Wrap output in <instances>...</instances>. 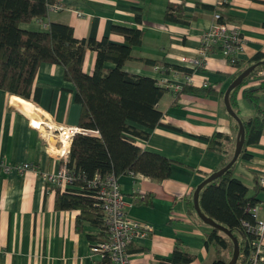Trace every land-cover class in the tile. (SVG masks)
I'll list each match as a JSON object with an SVG mask.
<instances>
[{"label": "crops", "instance_id": "1", "mask_svg": "<svg viewBox=\"0 0 264 264\" xmlns=\"http://www.w3.org/2000/svg\"><path fill=\"white\" fill-rule=\"evenodd\" d=\"M220 1L224 0H64V11L21 24L20 28L45 32L50 23H58L70 26L78 40L87 38L94 28L97 40L107 37L117 44H123L124 39L111 33L112 26L139 29L143 33L141 45L132 49L134 60L126 62L123 70L157 79L155 68L138 60L186 67L181 59L195 55L202 35L213 25L214 13L220 12L236 22L246 40L238 61L245 65L257 53L264 54V0H227V6L219 9L216 7ZM169 4L183 8L185 24L164 20ZM95 58V52H86L85 74H92ZM234 72L222 55L211 54L205 68L195 71L191 81L195 87L206 83L215 95L176 98L170 91L165 93L157 104L163 126L151 130L148 140L136 141L141 150L173 160L174 164L170 178L161 183L137 175L117 178L127 217L152 229L145 238L130 245L131 264H165L163 259L169 258L176 246L195 256L191 264L212 263L214 253L204 246L210 228L189 214L187 200L225 158L209 150L202 138L218 132L234 139L222 97ZM170 79L182 83L181 78ZM258 87L259 82L252 79L237 94V113L242 120L256 115L243 92ZM31 97L34 101H26L0 90V165L27 163L38 169V173L22 175L0 171V264H97L100 258L90 248L100 228L85 224L77 232L75 220L79 212L57 211L55 193L46 188L40 176L54 174L62 166L59 157L47 151L49 140L57 150L61 144L44 128H79L81 107L75 101V88L64 79L61 66L42 64L35 75ZM258 98L264 111V94H258ZM33 122L45 127L39 126L38 131L32 127ZM244 152L249 158L240 155L233 176L252 195L254 179L264 180V129L259 142ZM257 200L259 217H264V190L258 193Z\"/></svg>", "mask_w": 264, "mask_h": 264}, {"label": "trees", "instance_id": "2", "mask_svg": "<svg viewBox=\"0 0 264 264\" xmlns=\"http://www.w3.org/2000/svg\"><path fill=\"white\" fill-rule=\"evenodd\" d=\"M224 1H220L216 8L226 7L227 2ZM55 2L56 0H0V90L26 101H34L35 95L34 98L31 97L33 81L42 64L61 66L64 79L73 84L75 101L81 107L78 127L87 131V134H76L72 139L66 167L73 177V184L65 190L52 187L55 193L54 208L57 211L79 212L75 220L77 232L85 224L100 228L101 233L96 239L90 237L94 244L104 237L105 231L101 203L95 196L96 188L89 187L95 176L103 179L110 175L115 178L137 175L156 183L171 176L173 160L145 152L136 144L137 140H148L151 130L163 126L162 113L157 109V104L169 91L156 79L133 75L123 70L126 62L134 60L132 49L141 45L143 33L139 29L112 26L111 33L124 39L123 44H117L107 37L97 40L94 28L87 38L81 40L74 37L70 26L58 23H50L45 32H27L20 28L21 24L45 19L48 16L47 6ZM136 20L140 22L138 17ZM164 20L185 24L183 8L180 5H167ZM224 20L234 23L231 18L221 15L220 22ZM87 51L96 54L91 75L83 71ZM138 61L183 76H192L194 73L181 66L147 59ZM263 62L264 54L257 53L245 65L238 60L229 64L235 70L232 81L244 69L256 65L248 77L229 94L230 107L244 129V143L240 153L242 158H249L244 152L246 147L256 145L264 129V111L260 108L258 98V94H264V79L258 88L243 92L244 99L255 110V117L242 120L238 116L237 94L250 80L257 79L258 74L264 71ZM188 94L211 97L215 92L208 85H185L175 96L179 98ZM228 118L230 131L235 139L238 124L229 115ZM202 139L208 144L209 150L225 157L215 172L224 168L232 159L236 140H230L229 135L218 132ZM236 163L221 177L200 190L199 207L207 218L226 228L237 239L239 258L236 264H244L249 254L248 243L253 239V234L248 233L243 225L255 223L248 209L258 204L257 195L264 188L255 178L253 194L248 195V188L233 176ZM145 204L150 205V202L146 201ZM187 208L189 214L201 222L194 211L192 197L187 200ZM209 228L204 246L214 253L211 264H227L232 257L233 243L223 233ZM225 252L228 253V260L223 256ZM194 260L193 254L178 246L173 249L169 258L163 259L165 264H191ZM97 264L108 263L100 258Z\"/></svg>", "mask_w": 264, "mask_h": 264}, {"label": "built area", "instance_id": "3", "mask_svg": "<svg viewBox=\"0 0 264 264\" xmlns=\"http://www.w3.org/2000/svg\"><path fill=\"white\" fill-rule=\"evenodd\" d=\"M64 10V0H56L55 3L47 6L48 14L59 13ZM221 15L220 12L214 13L213 25L202 35L201 45L195 55L181 59V62L186 65L185 68L194 72L205 68L208 58L214 52L222 55L228 64H234L236 62L238 54L246 46V41L238 25L225 20L220 22ZM155 70L159 75L156 79L158 83L173 94L178 93L185 85L192 86L193 84L191 81L193 75L183 76L161 68H155ZM171 76L173 78H181L182 83L171 80ZM167 78L170 80H167ZM258 78L262 81L264 79V72H260ZM206 86V83L201 85V87ZM39 126L45 127L44 124H38L36 126L33 122L32 127L38 131L41 130L38 128ZM46 128L49 131L51 130L48 127ZM55 131L57 133L53 137L61 144V148L57 150L54 144L53 147L47 144V151H51L50 153L52 154L55 153L62 161V166L54 174L40 173V176L45 182V185H47L48 190H53L52 187L54 186L65 190L73 184V177L69 174L66 167L69 154L68 149L76 134H87V131L79 128H61ZM62 137L68 141V151L63 149L61 143ZM0 171L4 174L15 172L21 175L27 172L38 173L37 166L27 163L0 165ZM259 183L264 188V180H260ZM89 187L96 188L95 196L101 203L105 221L104 237L98 239L96 243L91 245V252L99 256V258L105 259L108 264H131L129 253L130 245L134 240L138 238L143 239L150 234L152 232L151 227L127 217L120 186L117 178L114 176L110 175L103 179L100 176H95L93 181L89 183ZM259 211L260 207L258 205L248 209L255 223L253 225L244 223L243 225L248 233L253 234V239L248 243L249 254L244 264H264V217H259Z\"/></svg>", "mask_w": 264, "mask_h": 264}, {"label": "water", "instance_id": "4", "mask_svg": "<svg viewBox=\"0 0 264 264\" xmlns=\"http://www.w3.org/2000/svg\"><path fill=\"white\" fill-rule=\"evenodd\" d=\"M264 63V62H263ZM256 65H252L249 66L248 68L244 69L228 86L227 90L224 93V97H223V102H224V107L226 110V113L233 118L236 123L238 124V132H237V136H236V141H235V148H234V153L232 156V159L230 160V162L222 169L214 172L213 174H211L210 176H208L205 180H203L195 189L193 196H192V202H193V206H194V211L197 215V217L201 220V222L213 229L218 230L219 232L223 233L224 235H226L228 238L231 239L232 243H233V253H232V257L229 260V262L227 264H236L239 258V244L237 239L231 234L230 231H228L226 228L218 225L217 223H215L214 221H212L211 219L207 218L200 210L199 207V192L200 190L208 183H211L212 181L218 179L219 177H221L226 171H228V169H230L235 162L237 161L238 157L240 156L241 150H242V146L244 143V129L242 126L241 121L239 120V118L235 115V113L232 111L230 104H229V94L230 92L238 87L242 81L248 77V75L255 69Z\"/></svg>", "mask_w": 264, "mask_h": 264}, {"label": "rangeland", "instance_id": "5", "mask_svg": "<svg viewBox=\"0 0 264 264\" xmlns=\"http://www.w3.org/2000/svg\"><path fill=\"white\" fill-rule=\"evenodd\" d=\"M245 41H246V40H245ZM262 72H264V71H262ZM256 80H257L258 82L261 81L259 78H257ZM259 80H260V81H259ZM259 84H260V83H259ZM192 86H193V84H192ZM193 87H195V86H193ZM44 129H45V132H46V133H49V132H50L51 135H55V134L57 133L55 130H50V131H49V130H47V128H44ZM44 129H43V130H44ZM43 130H42V133H44ZM56 130H57V129H56ZM57 131H58V130H57ZM58 143H59V142H58ZM53 144H54V142H52V141L49 140V145H50V147H52ZM51 149H52V148H51ZM53 151H54V150H53ZM259 181H260V180H258V182H259ZM259 184H260V183H259ZM207 228H208V227H207ZM225 259L228 260V253H227V252H226V254H225Z\"/></svg>", "mask_w": 264, "mask_h": 264}, {"label": "bare ground", "instance_id": "6", "mask_svg": "<svg viewBox=\"0 0 264 264\" xmlns=\"http://www.w3.org/2000/svg\"><path fill=\"white\" fill-rule=\"evenodd\" d=\"M61 143L63 145V149L67 150L69 147L68 141L64 139V137L61 138Z\"/></svg>", "mask_w": 264, "mask_h": 264}]
</instances>
